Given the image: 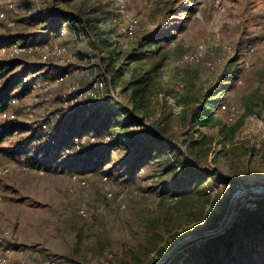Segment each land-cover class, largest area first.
<instances>
[{
	"label": "rangeland",
	"instance_id": "1",
	"mask_svg": "<svg viewBox=\"0 0 264 264\" xmlns=\"http://www.w3.org/2000/svg\"><path fill=\"white\" fill-rule=\"evenodd\" d=\"M113 1L13 0L8 16L16 27L0 24V43L21 36L18 41L48 45L50 78L47 91L20 101L15 123L23 129L0 143L13 152L0 154V165L14 167L0 177V239L13 251L10 264H157L185 240L161 264H196L188 255L201 239L194 238L218 227L235 197L222 230L240 212H253L255 196H264V0ZM53 9L81 12V20L67 21L70 27L56 34L39 32L38 10L50 15ZM58 50L60 57H52ZM20 59L39 64L35 57ZM204 99L215 103L202 127L191 114ZM99 108L85 124L83 117ZM115 110L144 129L158 125L183 159L214 176L168 191L182 170L171 165L172 156L155 154L131 176L136 157L125 144L141 127H126ZM43 121L50 144L53 135L67 144L64 129L86 136L73 137L43 175L34 168L16 171L17 160L32 161L35 147L24 142ZM100 129L110 137L93 136ZM112 140L110 155L106 148H90ZM87 143L86 158L77 156ZM97 155L110 177L77 174L94 169L88 157ZM218 178L230 184L215 187ZM241 249L234 247L235 260L224 251L222 263L264 264V237L245 256Z\"/></svg>",
	"mask_w": 264,
	"mask_h": 264
},
{
	"label": "trees",
	"instance_id": "2",
	"mask_svg": "<svg viewBox=\"0 0 264 264\" xmlns=\"http://www.w3.org/2000/svg\"><path fill=\"white\" fill-rule=\"evenodd\" d=\"M68 0H52L53 4H58L59 2H67ZM113 1V0H112ZM114 2V1H113ZM54 13H51L48 15V22L52 23V25H48L49 27L45 28V34H56L58 33L62 28V24L67 21L72 20H81V12L76 13V15L72 16L68 13H59L52 10ZM76 17V18H75ZM35 21L38 20V17L35 19ZM68 23V22H67ZM70 27V24L68 28ZM48 36V35H47ZM21 38V36H12V37H4L2 43H11L13 41H17V39ZM24 38V37H23ZM44 39V38H43ZM1 43V44H2ZM33 43V42H32ZM53 65L49 66V72L51 73L53 69ZM20 70L17 73H14L17 69ZM34 70H44V65H25V63L19 59H7V60H0V111L7 108L9 101L13 97H17L19 99H23L27 95L30 94V85L29 84H22V78L25 77L30 71ZM66 69H61L60 72H65ZM48 74V69L45 71L43 76H46ZM51 75V74H50ZM48 79H50L48 77ZM19 88V89H18ZM212 91L209 93L211 94ZM206 97V95L204 96ZM205 104H201L196 109L192 111L191 118H193L197 123H199V126H205L207 124V121L210 119L212 113L209 109V106L213 105L215 102H209L204 99ZM101 109L99 108L97 111L93 112L92 115L88 117H83V122L86 124V122L91 121L92 117H95L98 111ZM116 113V115L122 117L124 120V124L126 127L130 128L132 126H138L141 127V129L138 132H134L135 136H132L131 138L127 139L125 147L128 149H132L133 153L132 155L136 157L135 161L131 165V176L133 175V172L136 171L137 168L140 166L142 167L145 162L150 161L152 156L153 158L155 156H163L164 158L167 155H170L173 157V160H171V165L179 167L182 171L179 176H175V178L172 181V185L170 187H167L166 190L168 191H177L179 188H184V186L187 188L189 184L191 183H199L200 185H203L208 178L213 177L214 175L208 172L205 173H199L193 165H190L186 159L182 158V152L178 145L169 140V139H163L161 137V134L157 131L158 125H153L149 128L144 129L143 123L134 120L132 117H129L128 115H124L123 113L115 110L113 111ZM43 124H46L45 121L42 122ZM4 128L3 131L0 134V143L4 140V138L11 136L17 131L22 130L20 126L16 125L15 121H11L8 123L3 124ZM85 126V125H84ZM83 126V127H84ZM32 128V127H31ZM31 134L26 138L25 144L28 142V145L33 144L35 147V152L32 157V161L19 159L17 162L24 163L30 168L34 169H40L45 168V165L48 164L49 160L56 154V158L59 160V155L61 152L65 151L66 149L70 148L73 144V139H77L82 136H86L84 134L86 133H80V134H74L70 135L65 129L62 133V136H67L66 140L68 141L67 144H59L58 140H56L57 136L53 135V139L55 140L54 144H50L47 141L40 142L41 139V130L40 126L34 127L31 129ZM101 129L97 131L96 135H93L99 139H101L104 136L110 137L108 133H103ZM58 135V134H57ZM61 135V134H60ZM92 136V137H93ZM74 137V138H73ZM94 137V138H95ZM52 139V140H53ZM74 139V140H75ZM96 142V140H95ZM113 140L109 143H101L99 145H94L92 147H99V148H106L108 149V154L114 150V147L111 146V143ZM22 143V145L24 144ZM37 143V144H36ZM86 144V143H85ZM95 144V143H94ZM89 144L84 147V150L79 153V157L86 158L87 153V147H89ZM194 145H197L194 144ZM67 147V148H66ZM86 148V149H85ZM65 149V150H64ZM13 152L9 149L0 148V154L4 155H11ZM76 158V157H75ZM72 158V159H75ZM88 159L93 164L92 166L94 169L85 171V172H77V174L84 175L87 173H93V172H102L110 177L108 172H104L103 168L106 166V162L104 161V158L101 155L88 157ZM70 160L65 161L64 163H67ZM87 168V165H84ZM170 168V166H169ZM191 182V183H189ZM218 183V184H217ZM217 183L214 185L217 187L218 185L222 184H230L229 181H225L224 179L218 178ZM170 188V189H169ZM232 191H234V188H232ZM257 199L255 200V209H251V213L249 212H240L241 211V204L238 202L236 204V208L238 212H240L238 219H236L231 225L225 228V230H222L220 233L213 235L211 237H204L200 239V242L193 243L189 246L188 255L190 254V261H194L196 264H223L221 261V254L226 251L227 255L226 258L231 259L233 258L235 260L234 255L232 254L234 247H241L240 255H246L249 253L250 249H253L254 246L259 244L264 237V196H255ZM223 211V209H222ZM223 216L220 214L218 216L217 220L219 221L222 219ZM216 228V227H215ZM214 229V227H212ZM241 235H245V239H241ZM246 260H250L249 258ZM193 262V263H194ZM235 262L238 263L236 260ZM228 264V263H224Z\"/></svg>",
	"mask_w": 264,
	"mask_h": 264
},
{
	"label": "built area",
	"instance_id": "3",
	"mask_svg": "<svg viewBox=\"0 0 264 264\" xmlns=\"http://www.w3.org/2000/svg\"><path fill=\"white\" fill-rule=\"evenodd\" d=\"M8 12H14L13 0H6L4 9H0V24L11 30L16 27L14 19L8 16ZM38 20H43L38 24L39 32L48 27V15L38 10ZM47 39V38H44ZM0 55L5 56L6 59H15L22 57H35L40 65H44V70L30 71L25 77L22 78V84L30 85V93H38L48 90V77L43 76L48 69V45L32 42L13 41L11 43H0ZM17 97H13L6 109L0 111V124H5L17 120L16 108L19 106L20 101ZM32 116L30 115V118ZM41 130V139L39 142H48V124H39ZM35 127V126H34ZM36 143V144H37ZM14 167L8 165H0V177L8 176L12 173ZM30 167L24 163L16 165V171H28ZM38 175H43V168L36 169ZM2 202V195L0 194V203ZM13 251L8 248L0 239V264H10V257ZM41 264H48V260H44Z\"/></svg>",
	"mask_w": 264,
	"mask_h": 264
},
{
	"label": "water",
	"instance_id": "4",
	"mask_svg": "<svg viewBox=\"0 0 264 264\" xmlns=\"http://www.w3.org/2000/svg\"><path fill=\"white\" fill-rule=\"evenodd\" d=\"M235 198H236V197H235ZM235 198L233 199L232 203L230 204V206H229V208H228V211H227V213H226V215H225L224 220L222 221V223H221L218 227H216V228L210 230L209 232L203 233V234H201V235L195 237L194 239H197V238L199 239V238H202V237L204 238V237H208V236H213V235H216V234L220 233V232L222 231L224 225L226 224V222H228V218H229V216H230V212H231V210H232V207H233V203H234ZM184 242H186V240L183 241V242H181L180 244H178V245H177L176 247H174L171 251H169L164 257H162V258L158 261L157 264H161V263H163V262H164V261H165V260L171 255V253H172L174 250H176L178 247H180Z\"/></svg>",
	"mask_w": 264,
	"mask_h": 264
},
{
	"label": "bare ground",
	"instance_id": "5",
	"mask_svg": "<svg viewBox=\"0 0 264 264\" xmlns=\"http://www.w3.org/2000/svg\"><path fill=\"white\" fill-rule=\"evenodd\" d=\"M119 1V0H118ZM135 23V22H134ZM48 25H52V23H50V22H48ZM69 26V23H67V22H64L63 24H62V28H66V27H68ZM49 27V26H48ZM56 48L57 49H60L59 47H57L56 46ZM51 55H52V57H56V58H58V57H60V55H61V53H60V51L58 50V51H55V52H53V54L51 53ZM63 77H58L57 78V82H62L63 81ZM77 101V98L76 97H74V98H71V99H69V102L70 103H74V102H76ZM261 191H264V189L262 190L261 189ZM232 212V211H231ZM230 215H231V213H230ZM230 217V216H229ZM228 221H229V218H228ZM227 223V222H226Z\"/></svg>",
	"mask_w": 264,
	"mask_h": 264
},
{
	"label": "crops",
	"instance_id": "6",
	"mask_svg": "<svg viewBox=\"0 0 264 264\" xmlns=\"http://www.w3.org/2000/svg\"><path fill=\"white\" fill-rule=\"evenodd\" d=\"M48 75H49V74H46V76H45V77H49Z\"/></svg>",
	"mask_w": 264,
	"mask_h": 264
}]
</instances>
